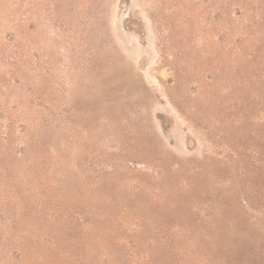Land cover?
Segmentation results:
<instances>
[{"label":"rangeland","instance_id":"rangeland-1","mask_svg":"<svg viewBox=\"0 0 264 264\" xmlns=\"http://www.w3.org/2000/svg\"><path fill=\"white\" fill-rule=\"evenodd\" d=\"M0 264H264V0H0Z\"/></svg>","mask_w":264,"mask_h":264}]
</instances>
